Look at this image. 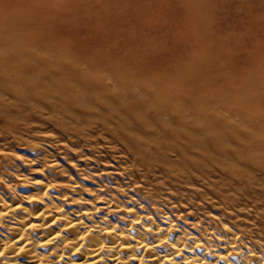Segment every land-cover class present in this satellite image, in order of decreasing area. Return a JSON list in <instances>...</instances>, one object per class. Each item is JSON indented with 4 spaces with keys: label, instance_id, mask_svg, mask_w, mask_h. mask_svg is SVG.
<instances>
[{
    "label": "bare ground",
    "instance_id": "obj_1",
    "mask_svg": "<svg viewBox=\"0 0 264 264\" xmlns=\"http://www.w3.org/2000/svg\"><path fill=\"white\" fill-rule=\"evenodd\" d=\"M10 57L11 54L6 53V58L0 59ZM70 64L56 70L28 69L17 63L0 67V107L33 101L32 95L27 93L28 89H33L35 95L43 97L42 107L53 106L60 111L58 129L64 138L73 137L83 123L88 126L101 120L109 125L112 139H119L120 132L126 131L138 135L137 145H146L145 149L154 156L156 150L165 147V156H178L176 164L155 166L165 174L174 173L179 179L184 177L179 181L187 185L164 183L169 191L166 194L174 195L175 199L169 197L173 202L170 207L164 199L162 203L167 207L157 213L153 205L144 203L147 199L137 203L136 198L131 197L134 192H127L130 193V204L125 196L115 191L114 195L112 192L106 196V191L102 193L91 188L85 198L75 186L71 187V195L68 194L67 187L62 186L64 184L58 178H54L52 184L53 178L35 177L20 183L23 184L20 192L12 195L1 185L0 264H264V180L255 179V174L249 180L239 176L246 175L243 170L247 174L248 170L264 173V101L257 100L261 85L250 84L253 88L256 86L254 90H242L241 115L238 124L233 125L232 118L236 116L221 117L217 112L207 113V110L195 113L197 100L192 88L187 86L186 80L183 84L174 81L184 69H175L172 75L157 71L159 76L150 78L146 74L144 77L143 73L127 74L124 69L98 67L88 62ZM31 71L35 72L34 79L29 76ZM4 77L11 81L4 84L1 82ZM81 129L78 132H82ZM230 134L237 135L238 141L231 140ZM139 152L134 149L133 153L138 155ZM209 153L219 154L222 161L219 159L214 164ZM131 162L133 168L146 164ZM220 165L233 169L230 176L234 186L228 185L234 193L232 196L222 194L226 189L213 194L204 191L200 197L205 204L219 202L229 211H222L223 217L219 218L201 212L204 217L199 216V220L191 222L193 225L189 228L193 231H188L189 223L183 222L178 227L173 213L185 210L182 205L184 195L172 193L171 188L177 185L184 190L201 191L195 185L193 173H203L201 181L210 185L213 184L209 178L211 167L216 166L225 174ZM133 168L129 176L133 175L130 178L137 183L139 180ZM77 182L76 179L75 184ZM238 188L244 191V196L237 197L241 194L237 192ZM162 191L163 187L155 192L150 190L151 203L158 204L152 199L160 197ZM251 199L254 204H249ZM188 200L191 203H187V208L203 210L198 204L201 199L195 203L185 196L184 201ZM75 201L78 203L74 204ZM253 208L257 222L247 225L240 220V213ZM172 227H175L173 231Z\"/></svg>",
    "mask_w": 264,
    "mask_h": 264
},
{
    "label": "rangeland",
    "instance_id": "obj_2",
    "mask_svg": "<svg viewBox=\"0 0 264 264\" xmlns=\"http://www.w3.org/2000/svg\"><path fill=\"white\" fill-rule=\"evenodd\" d=\"M6 53L11 54V59H0L1 68L17 63L28 69L56 70L70 63L88 62L98 67L124 69L127 74L143 73L150 78L159 76L157 71L172 75L175 69H184L173 80L177 84L186 80L187 86L192 88L197 100L195 113L207 110V113L217 112L221 117L236 116L232 119L233 125H237L243 104L242 92L256 87L250 84L261 85L257 100L264 101V0H0V57L6 58ZM29 76L34 79L35 72L31 71ZM2 81L6 84L11 80L4 77ZM27 93L32 95L33 101L0 107V186L11 195L20 192L25 181L46 176L45 180L53 178L52 184L57 178L61 180L70 195L71 187L75 186L85 198L91 188L102 193L106 191V196L112 192L114 195L115 191L126 200H130L129 195L134 192L131 197L136 198L137 203L140 199H147L144 203L154 206L157 213L172 206L169 197L175 199L174 195L166 194L169 191L164 183L187 185L179 181L184 177L179 179L174 173L165 174L155 166L164 164L169 167L178 163L175 161L178 156L164 155L166 147L156 150L154 156L145 149L146 145H137L135 141L139 136L136 134L119 130L121 138L112 139L109 125L101 120L87 123L88 126L83 123L85 125L77 128L73 137L64 138L58 129L60 111L53 106L42 107L43 97L35 95L33 89H28ZM80 129L82 132H78ZM229 138L238 139L235 134H230ZM235 147L239 148V145L235 144ZM134 149L142 153L134 155ZM209 155L214 164L219 159L222 161L217 153ZM131 160L154 165V169L146 164L133 168ZM132 168L137 174V183L132 182L130 177L133 175L129 176ZM220 168L225 174L216 166L211 167L209 178L213 184L210 185L201 181L203 173H193L197 181L195 185L201 191L184 190L177 185L171 188L172 193L184 195L182 205L185 210L173 213L178 227L183 222L189 223V231L192 221L204 217L202 213L219 218L223 217L222 211H229L219 202L205 204L200 197L201 192L213 194L222 189H226L222 194L232 196L234 189L231 190L228 183L233 182L230 176L233 169L225 165ZM248 171L249 174L243 170L246 175L239 176L249 180L255 174V179L264 180L263 172ZM160 186L163 187L162 195L152 199L159 205L153 204L149 192L158 191ZM237 192L241 193L237 197L245 195L239 188ZM185 196L191 197L195 203L201 199L198 204L203 210L187 208V203L191 202H185ZM163 200L168 201L165 207ZM251 200L249 204H254ZM246 211L242 210L240 220L247 225L257 222L254 219L256 210ZM178 213L181 214L177 216ZM187 215L193 216L187 218ZM171 229L173 231L175 227Z\"/></svg>",
    "mask_w": 264,
    "mask_h": 264
}]
</instances>
